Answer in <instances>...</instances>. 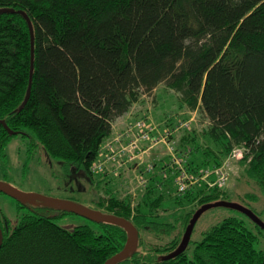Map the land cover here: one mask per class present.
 I'll return each instance as SVG.
<instances>
[{"label":"trees","instance_id":"16d2710c","mask_svg":"<svg viewBox=\"0 0 264 264\" xmlns=\"http://www.w3.org/2000/svg\"><path fill=\"white\" fill-rule=\"evenodd\" d=\"M4 8L10 10L0 12V180L12 184L8 148L21 136L31 159L42 149L48 162L62 163L67 183L83 177L97 189L90 204L68 199L137 227L136 251L116 264H264V229L249 218L251 230L235 216L191 238L180 255L161 258L178 246L198 207L231 200L212 174L201 176L235 149L243 151L241 178L249 185L238 196L260 206L254 187L264 199V0H0ZM24 13L34 28L28 98L32 38ZM160 84L205 122L201 129L193 121L176 127L184 167L200 178L177 191V209L168 215L163 202L172 193L161 179L164 170L177 175L175 164L158 173L155 166L141 189L124 194L113 188L115 177L93 169L116 119ZM129 164L138 161L121 172ZM19 206L29 212L12 230L0 219V264H104L128 238L113 222L62 226L54 218L73 212L40 199ZM249 208L259 216L264 210Z\"/></svg>","mask_w":264,"mask_h":264},{"label":"rangeland","instance_id":"374dc122","mask_svg":"<svg viewBox=\"0 0 264 264\" xmlns=\"http://www.w3.org/2000/svg\"><path fill=\"white\" fill-rule=\"evenodd\" d=\"M133 112L134 114L129 116L130 120L128 121L127 119L126 125L123 127L121 126V129L117 128L115 133H123L128 127L135 124L136 121L146 119L151 125L157 127L156 131L152 134V138L156 137L157 140L165 133V131L174 130L172 139L175 140V144L178 146L177 143L182 133H180V129L177 130L176 127L181 122L190 121L191 125L193 121L192 126L199 129L204 127L203 124L205 125V122L202 123L198 121V113H192L187 111L186 108H181L177 100V95L172 90H168L164 84H160L152 93L145 95L143 101L134 106ZM153 142L155 141H147L148 144ZM156 147L157 149L153 150V152L157 151L156 154H151V150L147 151L143 154V160L147 161L148 159L151 160L155 158V171L161 170L162 172V166L170 163L171 154L167 145L162 141L158 142L155 148ZM8 153L10 162V180L12 185L20 188L22 191H32L66 199L78 198L83 204H90V199L97 195V189L94 186H91V184L83 177L74 178L73 182L69 180V183H67L65 177L66 172L62 163L59 162V159L57 158H53L52 164L51 162H48V156L46 157L42 149L38 153V157H36L38 158L37 160L31 159V151H29L27 138L16 136L14 142L9 145ZM242 155V149L237 148L231 156L227 157L225 161L218 166L222 167L223 170L228 173V179L223 188L230 191V198L232 201L240 202L253 208L258 207V210L260 211L262 208L264 209V199L261 198V193L258 188L256 189L252 187V190L258 194L257 197L260 206L251 202L249 197L245 200L238 196V193H243L246 190H249L248 183L241 178L243 165L239 163V159ZM157 159L158 161H156ZM160 159H162L163 163ZM119 160H121V158H119ZM141 165L144 171L146 165L144 166L143 163L139 161L137 166L135 164H129V166L124 167L121 172V165H118V162L108 163L104 169V173L115 177L114 181L111 182V184H114L113 188L117 189L120 194H124L126 191H134L139 188L141 189L144 186L139 182V172L142 170ZM212 176L215 177V174ZM175 177L176 173H172L169 170L167 174L163 173L161 179L163 190L172 193V195L166 197L163 202V207L166 208L165 210L163 209L164 215L171 214L177 209L175 195L178 193V185L175 182ZM76 182H78V185ZM254 191L251 193L253 196H255ZM98 193L101 196L104 194L106 195L104 189H101ZM183 200H185V198ZM34 201L35 200H33V202ZM19 203L21 202L14 197H11L4 192L0 193V219L6 221L7 224H5L10 230L18 224L25 213L29 212L27 206L20 207ZM172 216L173 214L171 217ZM230 216L238 217L249 229H255L254 224L249 219L250 217H248L243 211L232 207L216 206L208 209L201 215L194 227L191 237L192 240H199L205 230H208ZM260 216L264 220V210L261 211ZM54 219L58 224L70 229H73V227L78 224H91V222H95L94 220L76 213H67L61 217H55ZM262 244H264V235L262 238Z\"/></svg>","mask_w":264,"mask_h":264},{"label":"water","instance_id":"95a60500","mask_svg":"<svg viewBox=\"0 0 264 264\" xmlns=\"http://www.w3.org/2000/svg\"><path fill=\"white\" fill-rule=\"evenodd\" d=\"M9 10L10 9L4 8V9H0V12H6ZM24 14L28 20L30 31H31V38H32L31 69H30V79H29L28 94H27V98H28L30 91H31V87H32V78H33V71H34V28H33V24L30 18L26 15V13ZM2 123L7 128L9 133L17 132V131L12 130L4 120H2ZM0 191L10 195L11 197H14L21 203L22 202L25 203L27 201L33 202V200L37 201V199H40L43 201L44 204H53V205L65 208L70 212L76 213L78 215H81L83 217H86L94 221L113 222V223H117V224L124 226V228L127 230V233H128V238H127L125 245L120 251H118L111 257H109L105 261L104 264H116L120 262L121 260H123L124 258H127L130 255H132L138 247V243H139L138 229L131 221L127 220L126 218L104 212L100 209H94V208H90L87 206H83L79 203L71 201L70 199L52 197V196H48L45 194L32 192V191H22L20 188L15 187L11 183L4 182L2 180H0ZM216 206H226V207H232V208L239 209L243 211L248 217H250L252 221L258 224L262 229H264V220L257 213H255L251 208L247 207L246 205L240 202L220 199V200H216L213 202L204 203L200 207H198L196 211L193 213V216L191 217L188 225L186 226L185 231L182 235L181 241L178 244V246L174 250H172L170 253L162 255L161 258L170 259L184 252L190 243L194 227L197 221L199 220V218L201 217V215L208 209L212 207H216ZM2 241H3V231L0 226V244L2 243Z\"/></svg>","mask_w":264,"mask_h":264},{"label":"built area","instance_id":"2783aa9c","mask_svg":"<svg viewBox=\"0 0 264 264\" xmlns=\"http://www.w3.org/2000/svg\"><path fill=\"white\" fill-rule=\"evenodd\" d=\"M189 121H183L178 126L184 127L188 126ZM157 127L153 126L146 119H140L135 122V124L128 127L123 133H115L113 139L108 140L103 146L100 154V158L94 163L93 169L95 171L104 170L108 163L118 162V165H124L126 162L141 161L143 160V154H145V148L142 147L143 143L147 141H155L150 143L146 148L151 149L158 142H164L170 152V164H175L179 171L175 177V182L178 185L177 191L184 192L189 185H193L199 180V176L189 172L184 167L185 157L177 151L175 140L172 139V134L170 131H165V133L156 140V137L152 138V134L156 131ZM171 134V135H170ZM171 136V137H170ZM125 155L126 158H121ZM138 161V163H139ZM155 168V159L149 161L146 167L140 170L139 182L141 185L147 183V175L149 172L153 171ZM166 172V170H164ZM163 171V172H164ZM164 172V173H165ZM214 175L215 179L213 184L223 187L228 179V173H226L222 167H215L214 169H206L204 175L201 177H207L208 175Z\"/></svg>","mask_w":264,"mask_h":264},{"label":"crops","instance_id":"0c3cea01","mask_svg":"<svg viewBox=\"0 0 264 264\" xmlns=\"http://www.w3.org/2000/svg\"><path fill=\"white\" fill-rule=\"evenodd\" d=\"M136 105V104H135ZM134 105V106H135ZM134 106L131 108V110L129 111V112H127V113H125L124 115H122V116H120V117H118L117 119H116V121L114 122V124H113V131L115 132V131H117V128L118 129H121V126L123 127V126H125L126 125V121H127V119H128V121L130 120L129 119V116L130 115H132V114H134V112H133V108H134ZM195 113V112H194ZM136 114V113H135ZM116 124V125H115ZM120 127V128H119ZM149 144L147 143V142H145V143H143V145H142V147L143 148H145V153L147 152V151H150V153L151 154H153V153H155L156 154V152L157 151H155V152H153V150L154 149H157V147L155 148H151V149H147L146 147L148 146ZM153 159H155V158H153ZM149 160V159H148ZM161 161H162V159H160ZM156 161H158V159L156 160ZM162 163H163V161H162ZM141 169H142V165H141ZM165 172V171H164ZM156 173H158V171H156ZM148 175V174H147ZM149 176V175H148ZM147 176V177H148ZM159 177V176H158ZM213 177V176H212Z\"/></svg>","mask_w":264,"mask_h":264}]
</instances>
